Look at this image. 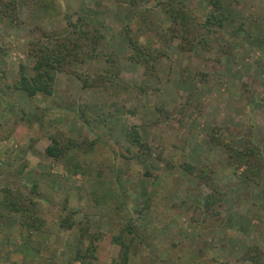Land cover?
I'll return each mask as SVG.
<instances>
[{"label":"rangeland","instance_id":"rangeland-1","mask_svg":"<svg viewBox=\"0 0 264 264\" xmlns=\"http://www.w3.org/2000/svg\"><path fill=\"white\" fill-rule=\"evenodd\" d=\"M81 1L104 12V52L117 57L121 79L148 90H112L107 82L83 89L68 73L93 78L106 68L104 59L58 73L49 96L28 98L10 89L20 65L30 73V29L60 31L62 15ZM187 1L203 20L207 0ZM224 1L228 17L246 20L250 38L235 37L234 26L227 25L209 38L208 53L178 49V37L160 41L161 26L169 21L154 0H135V6L129 0H56L47 10L35 8L44 0H16V20L0 18V202L2 188L28 190L35 182L41 217L40 226L29 231L23 214L0 207V264H80L74 260L80 228L87 227L88 235L119 234L125 224L140 241L128 264H264V0ZM8 2L0 0V15ZM128 25L140 43L150 40L165 50L157 64L159 79L144 76L142 67L128 60L131 50L120 33ZM199 70L207 74L203 87L193 78ZM190 92L201 111L179 124L173 112ZM160 107L170 112L168 118L158 116ZM132 125L149 150L141 153L128 144L124 130ZM217 126L233 148L242 149L248 140L260 146L256 183L243 185V168L227 165L223 147L209 145ZM58 131L83 145V174L70 175L40 152L47 136ZM94 138L93 150L84 149L85 140ZM183 162L215 171L211 177L224 193L214 206L218 216L201 210L211 189L198 187L179 168ZM68 211L75 213L70 230L60 227ZM82 240L85 250L87 237ZM251 247L259 251L251 252L255 260L245 255Z\"/></svg>","mask_w":264,"mask_h":264},{"label":"trees","instance_id":"trees-1","mask_svg":"<svg viewBox=\"0 0 264 264\" xmlns=\"http://www.w3.org/2000/svg\"><path fill=\"white\" fill-rule=\"evenodd\" d=\"M131 5L135 6V0H129ZM56 0H50L49 3L44 0L38 6L37 2L35 8L40 10H47L55 5ZM155 7L169 21V25L161 30L158 36L160 41L169 44L172 38L178 37L180 43L178 49L184 52H193L194 49H202L204 53L211 50L209 38L215 36L225 26H234L233 33L235 37H239L240 33L250 38L248 31L245 28L246 20L239 22L225 14V6L228 3L224 0H207L208 10L203 20H197L196 15L193 13L187 0H154ZM17 6L16 0H9L4 5L3 12L0 18H6L9 22L16 20L15 9ZM56 7V5H55ZM149 13V11H148ZM104 12L99 7H88L81 1L75 8H70L69 12H65L63 21L65 22L64 28L60 31H47L40 27L35 26L30 29L32 34L31 40L28 42L27 58L31 61L32 65L27 67L24 65L19 66V78L10 86L14 91L24 93L28 98H33L37 95L49 96L52 94L54 85L56 83V76L60 72L71 71V67L93 62L96 60L104 59L106 68L97 76L90 78L80 72L73 73L76 79L80 82L81 87L88 88L100 86L101 84L110 85L112 90H137L138 93L144 94L148 90L146 84H128L120 77L121 70L117 57L112 54L104 52L105 35V19ZM143 20L140 16L134 15L135 19ZM133 22V20H132ZM130 26L122 28L120 33L127 41L131 53L128 60L136 65L142 67L144 76L159 79L156 74L157 64L161 57L166 56L165 50H161V46L156 45L146 40L140 43L138 39L132 37L130 33ZM226 50L224 51V53ZM212 61V60H210ZM215 63L219 62V58L214 60ZM182 81L186 70H182ZM193 78L198 86H204V79L207 76L206 72L199 70L193 72ZM158 76V77H157ZM198 92L200 88L197 87ZM190 92L185 98L180 99L177 104V109L173 114L178 115V123L182 124L186 118H192L195 113L201 111V106L196 102V98ZM83 106H79L78 112L81 118L84 117L82 111ZM158 116L161 118H168L170 112L166 109L156 108ZM183 128V127H181ZM209 145L211 141L214 146H219L226 153V164L231 165L237 162V166L242 167L240 182L243 185H249L252 182L256 183V177L259 173L258 165L262 161L261 148L255 145L250 140L245 142V147L242 149L233 148L230 143L224 142L229 139V135L220 127L212 128ZM124 137L129 145L137 147L142 153L150 149L147 142L141 139V135L137 126H126L124 130ZM217 139L218 142H213L212 139ZM98 140H85L84 149L92 151ZM83 145L78 143L74 138L66 136L63 132H53L49 134L46 141L39 147L40 152L55 162L62 163L65 172L70 175L83 174L81 162L79 160L80 150ZM251 146V147H250ZM129 152V150L127 149ZM135 157L136 155L133 154ZM238 167V168H239ZM179 168L186 172L189 176L193 177L197 186H205L211 189V193L205 196L203 202V213L209 216H218L219 212L214 208L215 204L223 198L224 193L220 191L218 184L214 183L212 177L215 171L212 169L203 170L196 168L193 164L183 162ZM212 176V177H211ZM37 184L34 182L32 187L28 190H12L10 188H2V200L0 207L10 213H21L26 220L22 222L26 230H35L40 226V215L38 214L37 204L34 201L33 195L37 194ZM74 212L68 211L66 217L60 221V227L70 230L75 225L72 216ZM88 240V246L85 250L82 249V239ZM132 230L130 224H125L119 234H87V227L80 228L77 237V244L74 253V260L80 264H84L86 260H93L96 264H128L130 256L138 248L140 241ZM257 248L251 247L246 251V257L256 259L255 255ZM259 252V251H258Z\"/></svg>","mask_w":264,"mask_h":264}]
</instances>
